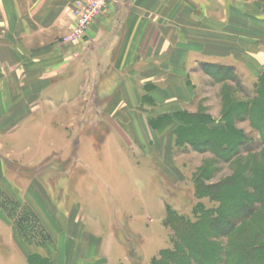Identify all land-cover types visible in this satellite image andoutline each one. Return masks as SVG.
Listing matches in <instances>:
<instances>
[{"label": "rangeland", "instance_id": "rangeland-1", "mask_svg": "<svg viewBox=\"0 0 264 264\" xmlns=\"http://www.w3.org/2000/svg\"><path fill=\"white\" fill-rule=\"evenodd\" d=\"M197 69L209 75L214 88L203 86L195 112L148 117L157 129L173 128V136L165 132L162 147L152 142L145 149L153 163L138 164L129 153L115 155L103 145L106 132L91 128L98 118L91 110L65 118L68 148L40 147L38 163L29 162L30 150L7 158L10 162L4 158L0 236L9 242H0V264H172L167 256L176 245L189 264H264V71L249 87L232 67L202 64ZM88 97L91 108L94 99ZM85 136L92 138L79 148ZM9 148L14 154L20 150ZM78 156L101 159L96 166L102 188L83 180L89 171ZM14 174L34 179L16 180ZM80 181L90 186L78 192ZM219 208V221L207 227ZM46 219L56 232L47 229ZM175 226L191 244L192 233L197 235L192 249L178 238ZM201 230L207 232L201 235ZM5 253L10 259L1 257Z\"/></svg>", "mask_w": 264, "mask_h": 264}, {"label": "crops", "instance_id": "crops-1", "mask_svg": "<svg viewBox=\"0 0 264 264\" xmlns=\"http://www.w3.org/2000/svg\"><path fill=\"white\" fill-rule=\"evenodd\" d=\"M74 2L0 0V164L28 150L34 157L29 162L38 163L40 147L68 148L67 116H84L87 110L98 117L91 128L106 132L103 145L115 149V155L119 150L138 164L153 163L145 149L152 142L162 147L165 132L173 136V128L164 124L157 129L148 117L196 111L203 86L214 85L198 66L232 67L249 87L264 71V0L112 2L83 42L66 44ZM87 97L94 99L91 108ZM57 116L66 119L59 122ZM91 138L81 139L79 148ZM9 147L20 150L14 154ZM78 160L89 171L83 180L102 188L96 166L101 159ZM77 185L78 192L90 186ZM46 220L47 229L56 232ZM0 242L9 241L0 236Z\"/></svg>", "mask_w": 264, "mask_h": 264}, {"label": "built area", "instance_id": "built-area-1", "mask_svg": "<svg viewBox=\"0 0 264 264\" xmlns=\"http://www.w3.org/2000/svg\"><path fill=\"white\" fill-rule=\"evenodd\" d=\"M126 0H75L72 12V29L64 37L66 44H80L84 41L86 31L94 24L104 9L112 2H125Z\"/></svg>", "mask_w": 264, "mask_h": 264}, {"label": "trees", "instance_id": "trees-1", "mask_svg": "<svg viewBox=\"0 0 264 264\" xmlns=\"http://www.w3.org/2000/svg\"><path fill=\"white\" fill-rule=\"evenodd\" d=\"M227 79V78H226ZM243 109V108H242ZM244 110V109H243ZM227 116L229 117L230 116V114H226V116H225V120H226V122H227ZM203 117L204 116H201L200 117V120L201 121H203ZM228 124V123H227ZM208 125V124H207ZM230 125V124H229ZM225 128H227V127H225ZM203 130H204V128H202ZM227 132V131H226ZM226 132H223V134H225ZM228 133V132H227ZM232 137H234L233 135H231ZM233 139V138H232ZM230 140V139H229ZM233 140H237V138H234ZM220 141H222V140H220ZM199 146V145H198ZM260 191H262L263 189L261 188V189H259ZM221 211H222V209L220 210V208H219V212H220V214L219 213H216V215L218 216V217H214V218H209L208 217V219H207V222H206V226L208 227H215V225H216V222L217 221H219V217L221 216ZM205 218V217H204ZM203 221V220H202ZM201 222V221H200ZM200 222H198V224H200L201 225V223ZM197 224V226H199ZM200 227V226H199ZM205 227V226H204ZM200 229H203L202 227L200 228ZM208 230V229H207ZM175 231H176V233H177V235H178V238L180 239V240H183V241H186V242H184V243H188L187 244V247H188V249H192L193 248V244H195V242H194V240L196 241V237H197V235L193 232L192 233V235H193V237L191 238L192 239V244H191V240L188 238L187 239V237H185L184 235H183V233L181 232V229L180 228H178V227H176L175 226ZM201 232V235H203V234H205L206 232L205 231H203V230H201L200 231ZM199 233V232H198ZM196 243H197V241H196ZM198 245V244H197ZM176 248V250L175 251H172V252H169L168 253V256H167V259H169V261H170V263H172V264H189V262L187 261V257L185 258V253H183V252H180V248H179V246H175ZM249 253H251L252 252V250H249L248 251ZM178 253H183V256L182 257H178L177 256V254ZM200 254H201V252H200Z\"/></svg>", "mask_w": 264, "mask_h": 264}]
</instances>
